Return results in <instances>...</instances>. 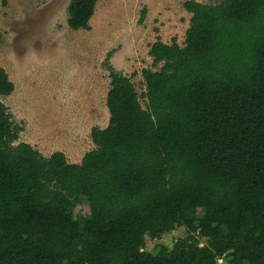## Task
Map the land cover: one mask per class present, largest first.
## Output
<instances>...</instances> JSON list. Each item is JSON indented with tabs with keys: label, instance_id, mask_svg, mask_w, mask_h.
Returning a JSON list of instances; mask_svg holds the SVG:
<instances>
[{
	"label": "trees",
	"instance_id": "16d2710c",
	"mask_svg": "<svg viewBox=\"0 0 264 264\" xmlns=\"http://www.w3.org/2000/svg\"><path fill=\"white\" fill-rule=\"evenodd\" d=\"M97 1L71 0L68 26L90 29ZM183 7V45H150L145 107L107 52L109 121L80 162L19 141L0 99V264H264V0ZM13 90L0 67V97Z\"/></svg>",
	"mask_w": 264,
	"mask_h": 264
},
{
	"label": "rangeland",
	"instance_id": "374dc122",
	"mask_svg": "<svg viewBox=\"0 0 264 264\" xmlns=\"http://www.w3.org/2000/svg\"><path fill=\"white\" fill-rule=\"evenodd\" d=\"M70 1L0 0V67L14 83L13 92L0 99L24 128L19 141L45 156L62 151L68 162L78 163L95 147L91 128L108 125L107 52L114 50L109 62L131 77L145 107L141 70L159 67L152 64L150 45L173 37L183 45L191 13L185 0H98L90 29L74 30L67 24ZM88 214L86 201L76 206V216ZM186 235L185 227H176L160 239L147 237L145 249L171 246Z\"/></svg>",
	"mask_w": 264,
	"mask_h": 264
}]
</instances>
